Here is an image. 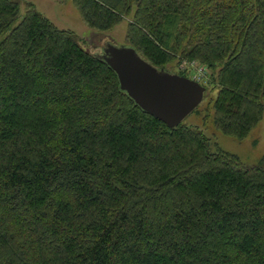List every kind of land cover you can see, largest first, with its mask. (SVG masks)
I'll return each mask as SVG.
<instances>
[{"label": "trees", "instance_id": "obj_1", "mask_svg": "<svg viewBox=\"0 0 264 264\" xmlns=\"http://www.w3.org/2000/svg\"><path fill=\"white\" fill-rule=\"evenodd\" d=\"M72 2L99 32L131 16L153 66L199 68L222 134L263 118L264 0ZM18 18L0 0V264H264V156L168 128L73 32L32 4Z\"/></svg>", "mask_w": 264, "mask_h": 264}, {"label": "rangeland", "instance_id": "obj_2", "mask_svg": "<svg viewBox=\"0 0 264 264\" xmlns=\"http://www.w3.org/2000/svg\"><path fill=\"white\" fill-rule=\"evenodd\" d=\"M19 7L18 23L26 11V6L32 4L33 7L49 19L59 29L73 32L83 48L92 54H101L102 48L107 43H113L116 46H128L126 42V28L131 16L124 17L122 21L114 25L105 32L93 30L81 18V15L72 2V0H15ZM165 71L177 74L181 67L177 62H171L165 68ZM187 76L190 79L200 80L204 85L205 93L202 102L181 122L190 127L200 129L211 142V149L220 148L230 154L235 155L239 162L246 167L258 166L261 158L264 156V116L253 127L249 134L239 140L231 136L222 134L215 129L213 125V109L217 89L211 82L204 83L206 78L198 76L200 69L197 67H187ZM208 73V71H206Z\"/></svg>", "mask_w": 264, "mask_h": 264}, {"label": "water", "instance_id": "obj_3", "mask_svg": "<svg viewBox=\"0 0 264 264\" xmlns=\"http://www.w3.org/2000/svg\"><path fill=\"white\" fill-rule=\"evenodd\" d=\"M120 89L144 112L172 129L203 100L205 87L188 77L157 68L130 47L107 43L101 54Z\"/></svg>", "mask_w": 264, "mask_h": 264}]
</instances>
